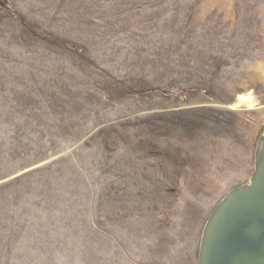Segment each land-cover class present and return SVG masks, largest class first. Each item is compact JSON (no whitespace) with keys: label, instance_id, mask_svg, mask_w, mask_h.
I'll return each instance as SVG.
<instances>
[{"label":"rangeland","instance_id":"obj_1","mask_svg":"<svg viewBox=\"0 0 264 264\" xmlns=\"http://www.w3.org/2000/svg\"><path fill=\"white\" fill-rule=\"evenodd\" d=\"M247 89L264 0H0V264H196L264 111L175 107Z\"/></svg>","mask_w":264,"mask_h":264},{"label":"water","instance_id":"obj_2","mask_svg":"<svg viewBox=\"0 0 264 264\" xmlns=\"http://www.w3.org/2000/svg\"><path fill=\"white\" fill-rule=\"evenodd\" d=\"M230 102L191 100L187 104L178 103L175 110L220 108ZM263 136L264 133L259 140ZM255 156V171L249 181L251 185L231 190L205 222L200 237L198 264H235L239 256L263 249L264 214L248 219L247 208L264 190V140L257 145ZM250 225L256 226L255 232L248 231Z\"/></svg>","mask_w":264,"mask_h":264},{"label":"bare ground","instance_id":"obj_3","mask_svg":"<svg viewBox=\"0 0 264 264\" xmlns=\"http://www.w3.org/2000/svg\"><path fill=\"white\" fill-rule=\"evenodd\" d=\"M226 108L229 110L242 111V112L243 111H245V112L250 111L251 112L252 110H255V112H256V110L259 111L260 109H262L259 111V112H261V111H264L263 110L264 109V102L259 103L258 98H256V96L253 94V92L250 91L249 89L241 90V91L237 90L234 97L231 99V102L228 104V106H226ZM252 112H254V111H252ZM262 140H264V136L259 141V143ZM255 159H256V157H255ZM250 185H251L250 182H248L247 186H250ZM262 193L247 208L248 219L254 218L255 216H261L262 214H264V190L262 191ZM248 231L249 232H251V231L255 232L256 226L250 225L248 227ZM236 259H239V260L235 264H264V247L261 251H258L257 253L244 254V255L239 256ZM196 262H197L196 264H198V260Z\"/></svg>","mask_w":264,"mask_h":264}]
</instances>
